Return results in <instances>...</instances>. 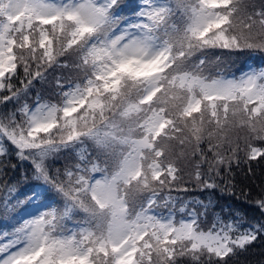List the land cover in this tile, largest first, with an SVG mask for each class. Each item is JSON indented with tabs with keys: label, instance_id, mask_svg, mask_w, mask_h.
<instances>
[{
	"label": "snow or ice",
	"instance_id": "obj_1",
	"mask_svg": "<svg viewBox=\"0 0 264 264\" xmlns=\"http://www.w3.org/2000/svg\"><path fill=\"white\" fill-rule=\"evenodd\" d=\"M209 49L264 53V6L0 0V103L19 101L53 66L76 69L57 81L55 101L37 97L0 116V157L11 148L40 181L23 192L10 185L0 199V215L12 222L0 231V264H227L264 232V224L220 217L205 230L195 211L187 219L158 211L160 192L186 190L178 183L183 146L207 160V142L216 175L241 150V130L247 158L264 157V67L214 76ZM69 149L78 161L53 173L47 161ZM257 205L264 211V199Z\"/></svg>",
	"mask_w": 264,
	"mask_h": 264
},
{
	"label": "rangeland",
	"instance_id": "obj_2",
	"mask_svg": "<svg viewBox=\"0 0 264 264\" xmlns=\"http://www.w3.org/2000/svg\"><path fill=\"white\" fill-rule=\"evenodd\" d=\"M122 4H129V5H136L139 3V0H121ZM258 2V1H257ZM264 2V0H262ZM127 11V10H126ZM228 52H233V54L228 53ZM238 51H229L225 49H218L214 51V49H209L207 51V54L205 56L206 59V71L210 73L211 75H224L228 78H232L233 76L239 77L243 72L248 71L250 68H260L264 67V54H259L256 58V61H252L250 58L245 59H240L236 60L235 57H231L230 55H236ZM199 55V54H198ZM65 58H61V61L63 62ZM215 72L213 71L212 66H215ZM76 74V69L69 66V67H63V66H53L52 68H49L45 73H44V79L43 80H35L33 82V85L29 87L28 92L26 95H22L21 99L17 101L16 99L9 100L4 103H0V116L10 114L13 111H16L20 107V105L24 102H27L29 105H34L37 97H39L41 100H53L55 101L58 99V94L60 92V88L57 84V81L59 80L61 83H67L69 79L74 78ZM24 79V76L21 78V80ZM15 81L16 78H14ZM38 83V84H36ZM20 87H22L21 83H19ZM7 93L0 92V96L6 95ZM19 118V117H18ZM247 133L244 131L239 132L240 138V147L241 150L236 153L237 156H243L245 154V151L243 150L245 148V142H244V137H246ZM254 144L259 145V141H253ZM7 144V142H6ZM205 145L208 146L207 142ZM181 147H176L174 148V151L176 153H179L181 151ZM187 147V146H185ZM186 149V148H184ZM191 147H187L186 150H190ZM227 149V146H225V150ZM91 150V149H90ZM63 156H61L62 153L56 154V156L50 158L47 163L51 166V169L53 173H55L56 169H60L63 171L65 166H72L76 162L68 163L66 160L67 154L63 152ZM14 151L9 148V154L0 157V199H3L5 195H7V187L10 185H16L18 192H23L32 186L40 183V181H37L33 177V168L32 165L29 161H21V160H13L11 159L14 156ZM57 157V158H56ZM54 158V159H53ZM190 160L186 158L187 164H189L186 168H189V174L188 175L184 170V164L181 162L183 159L179 158L177 163L181 169L180 175L182 179L187 180L191 178L193 182H190L192 185L190 186V183H183L182 180H180L178 183L180 185L181 189H186L189 187V189L186 190H177L176 188H173L171 191L168 189H165L163 192L159 193L158 200H160L161 207L158 209L159 212L167 215L169 209L171 208L175 214L177 219L184 217L185 219L188 218V213L195 211L197 214L198 208H201V211L203 212L204 216L208 218L215 217L214 211H213V205L211 200L205 199L203 200V196H211L213 194L220 195L221 197H226V190L221 188L215 189L214 188H207L202 186L203 180H209L210 182L212 180L215 181L214 171H209V167H207L208 164V158L207 160H201L200 157H194V156H188ZM212 159V158H211ZM211 159H209L211 161ZM214 160V159H213ZM212 160V161H213ZM56 163V164H55ZM55 164V166H54ZM199 164V171L201 172L202 180L197 181L195 179V172L197 170L196 165ZM201 164V165H200ZM23 170L25 172V176L21 177ZM185 199H180L182 197V193L185 194ZM171 197L172 200L168 203L167 206H164V201L168 199V197ZM59 199V197H57ZM264 199V194L262 197H260L258 200ZM229 200V199H228ZM226 200V201H228ZM257 200V201H258ZM192 203H194L192 205ZM186 204V209L185 212H180V208ZM243 204V203H242ZM205 207H204V206ZM252 208H247L252 211V209L256 210L258 207L257 202L250 203ZM195 210H192V209ZM260 209V208H259ZM222 212L218 213L214 219L216 220L217 217L222 218L226 220V216L229 215L230 210L227 209V207H223L221 209ZM248 211V216L251 215V211ZM182 214V215H181ZM22 215L17 216V222L21 221L24 218H27V213ZM82 215V214H81ZM233 215V214H232ZM231 215V216H232ZM230 216V218H231ZM201 221V218H200ZM213 221V222H214ZM252 223V221H250ZM67 223V222H66ZM254 224V223H252ZM243 226L246 228L249 227L248 223L242 222ZM69 227H72V224L68 225ZM12 227V222L6 221L2 215H0V231L4 230H11ZM201 227H202V222H201Z\"/></svg>",
	"mask_w": 264,
	"mask_h": 264
},
{
	"label": "trees",
	"instance_id": "obj_3",
	"mask_svg": "<svg viewBox=\"0 0 264 264\" xmlns=\"http://www.w3.org/2000/svg\"><path fill=\"white\" fill-rule=\"evenodd\" d=\"M250 2L254 4L257 8L264 6V2H262V0H250ZM216 50L218 49H214V51ZM228 53L233 54V52L227 51V55ZM259 54H264V53H261L259 51L244 50V51H238L236 55H230V56L235 57L236 60L245 59L246 57L252 59V61H256L257 59L256 57ZM212 68L213 71L215 72L216 65L212 66ZM23 76L24 73L22 69L18 70V78H16L17 81L14 80L16 87H20V85L18 84L20 83V80ZM205 143L201 144L200 147L204 150L205 155L208 158L207 167H209L214 157L213 154L208 151V146L205 145ZM185 146L189 148L191 147V145H185ZM185 146H183L184 155L180 156V158L183 159L181 163L184 164V169H185L184 171L188 175H190L188 171L190 169L186 168L189 165L187 164L186 158L190 160L188 156L200 157V155L199 153L193 155L192 147L190 150H186L187 147ZM176 147H180V145L175 144L174 148ZM63 152L67 154L66 160L68 161V163L72 164L73 162L78 161V156L75 151L71 149L67 151H62L61 156H63L64 154ZM228 154L231 155V153ZM11 159L20 160L16 155H14ZM209 159H211V161ZM219 173H220L219 175H216L215 171L214 173H212L214 175L215 183L217 185L215 189L219 190V188L222 187L223 189L226 190L227 196L221 197L220 195L217 194H213L208 197L203 196V200L210 198L209 200H211L212 202L215 217L218 213L222 212L221 209L223 206V207H227V209L230 210L229 215L226 216V220L229 219L237 220L240 221L241 224L242 222H245L248 223L249 226L264 224V211H262L259 208H257L256 210L252 209V211L250 209H247L255 206L252 205L251 207L250 203H252V201L256 203L257 200L260 197H262V195L264 194V157H258L256 160H249L245 155L243 156L236 155V158L232 160L230 165L224 164L219 166ZM26 174L23 170L21 177H24ZM181 180L183 181L184 184L186 182L187 183L193 182L191 178L187 180L184 179ZM189 185L191 186L192 184L190 183ZM186 189H189V187H187ZM186 193L188 192L186 191L185 194L182 193V197L180 199L183 198L185 199ZM193 204L194 203H192V205ZM183 206H186V204H184ZM201 209L202 207L198 208L199 214H202L200 215L202 228L207 230L212 226L215 217L208 218L204 216ZM247 210L251 211V215L248 216L249 213ZM222 218H224V216ZM250 221H252V223L254 224H252ZM67 224L68 225L72 224V221H67ZM241 226L243 228H246L243 225ZM182 259L184 260V264H193V262L187 258H182ZM225 261L227 262V264H264V232L258 233L257 239L252 243L246 245L244 249H236L233 254H230L228 257H225ZM205 264H207L206 260H205ZM221 264H223V262H221Z\"/></svg>",
	"mask_w": 264,
	"mask_h": 264
}]
</instances>
